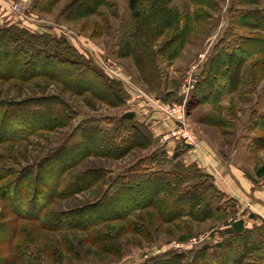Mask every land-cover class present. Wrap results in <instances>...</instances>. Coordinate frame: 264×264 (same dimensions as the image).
Listing matches in <instances>:
<instances>
[{
    "label": "rangeland",
    "instance_id": "obj_1",
    "mask_svg": "<svg viewBox=\"0 0 264 264\" xmlns=\"http://www.w3.org/2000/svg\"><path fill=\"white\" fill-rule=\"evenodd\" d=\"M75 1L62 0L52 12H41L36 9L38 0H0V5L12 8L17 17L13 25H7L0 19V29L16 26L34 36L49 35L60 43L65 42L70 48L68 51L64 49L65 56H69L68 52L71 55L74 53L73 60L81 62L94 72V77L84 76L89 70L83 72L84 78H79V84L88 83L91 88L96 89L99 80L95 76H98L103 82L109 83L111 90L103 91L102 94L107 97L101 99L91 92L71 91L67 84L61 83L60 77H40L29 82L0 80V101L25 99L41 104L46 99L66 104L69 114V120L63 127L54 130L38 129L24 141L1 145L0 170L9 167L18 172L24 168H32L31 166L38 164L61 146L77 128L85 127V122L95 121L111 129L125 114L136 115L140 107L148 108L149 100L169 110L179 109L186 104L190 129H197L199 132V145L204 132L225 148L227 144L232 146L234 143H243L250 153L255 154L251 146L255 144L257 137L264 136L252 124L253 114H264V69L260 72L252 66L258 60H264V54L250 59L246 65L249 72L243 78L246 82L236 92L223 98H226L221 106L222 117L228 122L226 131L219 130L214 125L211 114L209 115L212 106L196 107L194 104L195 96L199 95L198 86L202 73L219 40L222 37L231 39L236 34H259L256 31L233 28L230 14L235 5L233 0H223L219 9L211 13L213 17L210 20L196 26L194 35L179 58L169 62L161 56L157 62L159 71L152 66L150 46L147 45L148 49V40L144 37L148 31L146 28L137 29L134 41L124 37L129 35L130 30L135 32L136 28V23L130 18L127 0H102L104 4L97 13L74 21L62 19V10ZM261 5L264 7V1ZM171 7L180 13V30L186 26L188 17L195 15L197 9L189 0H175ZM247 8L254 10L258 7ZM164 20L168 21L169 17H164ZM229 26H232V30ZM177 33L174 29L167 31L153 44L154 49L158 51ZM168 49L164 50V54L170 57ZM124 50L135 54L133 56L138 59V65L133 57H122L121 52ZM138 66L142 67L144 73H141ZM211 67L215 68V65ZM156 82H159L158 86L155 85ZM32 108H35L34 105ZM153 110L173 120L176 128L178 122L175 118L161 108ZM9 132H13L12 127ZM199 145L190 147L197 148ZM154 154L161 159L164 157L162 148L154 145L149 150H133L118 160L102 157L86 159L65 174L64 182L93 170H104L103 179L84 193L56 200L47 210L49 216L67 213L96 202L111 180L119 175L124 176L141 158ZM247 158L246 163L251 167L259 165L264 162V149L259 155H249ZM202 180L191 179V183L203 182ZM20 205L25 207L27 202L21 201ZM225 206L236 217L237 203L226 201ZM247 209L251 211V205ZM156 216L153 209H147L137 211L126 221L106 223L89 231L48 230L40 222L20 218V215L12 212L8 203L0 199V264H144L170 252L188 255L194 248L198 250L203 246H213L224 238L223 221L195 223L186 219L162 225ZM194 239L199 241L193 243ZM256 258L262 259L261 262H254ZM252 259L248 264H263L264 255L256 254Z\"/></svg>",
    "mask_w": 264,
    "mask_h": 264
},
{
    "label": "trees",
    "instance_id": "obj_2",
    "mask_svg": "<svg viewBox=\"0 0 264 264\" xmlns=\"http://www.w3.org/2000/svg\"><path fill=\"white\" fill-rule=\"evenodd\" d=\"M61 1L38 0L36 9L41 12H52ZM174 1L127 0L130 18L136 23V28L135 32L129 29V35L124 37L133 40L136 38L137 29L148 30L144 37L148 40L146 46H150V49L148 46L147 48L156 71H159L157 62L161 56L169 62L180 57L194 35L196 26L210 20L213 17L211 13L219 9L223 0H218L219 2L189 0L197 9L194 16L188 17L187 24L182 30L180 13L171 7ZM263 1L233 0L235 5L232 6L233 11L230 13L233 28L256 31L259 34L248 36L236 34L231 39L222 37L202 73L198 86L199 95L195 96L194 104L196 107L212 106L211 119L218 127L228 125L226 119L222 117L223 98L236 92L243 82H246L243 78L249 72L246 65L250 59L264 54V7L261 5ZM102 4H104L102 0H76L62 10L60 17L67 21L78 20L97 13ZM249 6L258 8L249 10L247 8ZM163 15L169 17V20H164ZM173 29L178 33L156 51L153 44L167 31ZM130 45H133V42H130ZM166 48H169L170 57L164 54ZM64 49L68 51L70 48L65 42L60 43L49 35L34 36L16 26L2 28L0 80L29 82L40 77L50 79L60 77L61 83L67 84L73 92L82 90L106 99L107 96L102 92L111 90L109 83L95 76V79L99 80L98 88L93 89L88 83L79 84L83 72L89 70L84 76L91 77H94V72L81 62L73 60L74 53L71 55L68 52L70 57L65 56ZM121 55L133 57L138 65L134 53L124 50ZM213 64L215 68L211 67ZM138 67L141 73H144L142 67ZM252 67L262 72L264 60H258ZM146 83L151 85L150 82ZM157 83L159 82H156V86ZM33 105L35 108H32ZM68 120L69 114L64 103L46 99L41 104L25 99L2 100L0 146L7 142L24 141L38 129L54 130L63 127ZM252 121L253 127L264 134V114H253ZM84 125L85 127L77 128L61 146L50 152L38 164L31 166L32 168H24L18 172L9 167L0 170L2 196L0 199L8 203L12 212L20 215L22 219L30 218L40 222L41 226L48 230L89 231L106 223L126 221L137 211L147 209L154 210L157 221L162 225L186 219L195 223L209 220L224 222L226 228L221 242L213 246H203L198 250L194 248L188 255L178 252L166 253L144 264H248L256 254L264 255V225L253 229L245 228L243 222L236 221L234 213L231 214L225 206L226 201L232 200H227L225 194L214 185L208 175L197 166L186 167L177 161L178 154L170 160L162 147H160L162 156L164 155L161 156L162 159L155 154L141 158L124 176L119 175L111 180L104 194L96 202L50 217L47 210L56 200L69 199L92 189L105 175L104 170H93L64 182L68 171L90 157L118 160L133 150H149L155 145L150 130L138 122L132 113L125 114L111 129L95 121L85 122ZM11 127L12 133L9 132ZM251 149L252 151L264 149V136L257 137ZM261 173H264V166ZM191 179H203V182L191 183ZM21 201L27 202V205L22 207ZM261 260L256 258L253 261Z\"/></svg>",
    "mask_w": 264,
    "mask_h": 264
},
{
    "label": "crops",
    "instance_id": "obj_3",
    "mask_svg": "<svg viewBox=\"0 0 264 264\" xmlns=\"http://www.w3.org/2000/svg\"><path fill=\"white\" fill-rule=\"evenodd\" d=\"M0 13L3 23L7 25L16 23L17 17L9 6L0 5ZM211 113L212 111L209 115ZM135 116L138 122L146 125L150 130L155 145L162 147L170 160L178 154L177 161L186 167L197 166L211 178L228 200L237 203L236 221L243 222L247 229L264 225V173H261L264 162L253 167L246 163L249 155L255 157L263 149L254 151L255 154L250 153L243 143L241 145L234 143L232 146L227 144L225 148L223 144L204 132L199 147L193 148L182 140L170 137L169 133L175 128L176 123L174 124V121L167 116L147 107H140ZM218 128L226 131L225 127ZM248 205H251L252 212L248 211Z\"/></svg>",
    "mask_w": 264,
    "mask_h": 264
},
{
    "label": "built area",
    "instance_id": "obj_4",
    "mask_svg": "<svg viewBox=\"0 0 264 264\" xmlns=\"http://www.w3.org/2000/svg\"><path fill=\"white\" fill-rule=\"evenodd\" d=\"M190 85L192 84L190 83ZM147 106L151 110L156 109L157 107L161 108V110L176 119L178 124L176 128H174L170 132V137L182 140L188 146L199 145V132L197 129H195V131L190 129L191 123L186 116V104L183 107H180L179 109L169 110L167 108H164L163 106L156 104L153 100H149L147 102ZM198 241V239H194L193 243H197Z\"/></svg>",
    "mask_w": 264,
    "mask_h": 264
}]
</instances>
